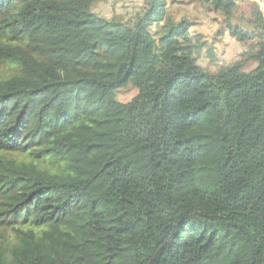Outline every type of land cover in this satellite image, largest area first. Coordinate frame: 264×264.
<instances>
[{
	"label": "trees",
	"instance_id": "1",
	"mask_svg": "<svg viewBox=\"0 0 264 264\" xmlns=\"http://www.w3.org/2000/svg\"><path fill=\"white\" fill-rule=\"evenodd\" d=\"M94 1L0 0V264H264V14L209 73L164 0Z\"/></svg>",
	"mask_w": 264,
	"mask_h": 264
},
{
	"label": "rangeland",
	"instance_id": "2",
	"mask_svg": "<svg viewBox=\"0 0 264 264\" xmlns=\"http://www.w3.org/2000/svg\"><path fill=\"white\" fill-rule=\"evenodd\" d=\"M165 19L177 23L185 20L189 24V41L194 46L193 56L198 65L209 73H216L220 68L232 64L241 58V54L247 50L249 45L257 41L256 33L248 23L251 8L259 7L264 14L263 0H235V8L230 17L222 12L216 11L208 0H164ZM254 4V6H252ZM149 0H95L89 9L98 18L114 19L123 23L131 24L134 19L147 11ZM161 22L151 27L152 33L161 31ZM238 26L242 32L249 33L250 39L242 42L232 34V27ZM197 46V47H196ZM256 62L248 60L245 62L243 71L249 72L256 66ZM10 69L0 64V73L6 75ZM136 89L132 85L116 90V99L122 102L130 100ZM9 157H20L15 153H6ZM1 204V200H0ZM2 242H11L12 232L6 230ZM14 242V241H13ZM12 242V243H13Z\"/></svg>",
	"mask_w": 264,
	"mask_h": 264
},
{
	"label": "built area",
	"instance_id": "3",
	"mask_svg": "<svg viewBox=\"0 0 264 264\" xmlns=\"http://www.w3.org/2000/svg\"><path fill=\"white\" fill-rule=\"evenodd\" d=\"M263 2H264V0H263Z\"/></svg>",
	"mask_w": 264,
	"mask_h": 264
}]
</instances>
